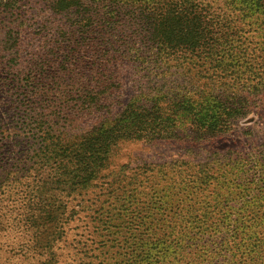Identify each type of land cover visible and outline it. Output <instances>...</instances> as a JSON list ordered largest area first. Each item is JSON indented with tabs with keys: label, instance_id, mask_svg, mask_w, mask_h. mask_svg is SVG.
<instances>
[{
	"label": "trees",
	"instance_id": "16d2710c",
	"mask_svg": "<svg viewBox=\"0 0 264 264\" xmlns=\"http://www.w3.org/2000/svg\"><path fill=\"white\" fill-rule=\"evenodd\" d=\"M20 1L0 0V15L9 14L10 21L3 47L16 55L22 51L17 25L24 19L19 12L10 18ZM45 1L52 14L71 15L62 31L69 47L64 66L83 67L80 48L97 36L100 54L88 67L87 85L66 89L58 83L51 89V111L29 149L32 172L47 171L44 178H33L41 183L38 212L24 219L32 244L45 253L44 264H60L56 245L65 231L58 225L59 207L42 195L51 188L68 195L88 192L102 180L100 235L111 234L115 246L132 248L138 262L170 260L189 240L207 233L242 234L255 246L251 251L264 250V156L259 153L215 152L203 162L180 158L111 168L121 142L210 140L231 132L237 119L264 102V0H212L222 1L224 10L204 0ZM241 24L258 28L263 54L246 46L251 37ZM128 61L137 69L136 92L118 109L124 83L119 67ZM29 75L24 85L31 86L32 95L48 91L40 87L47 76L42 68ZM18 92L19 87L21 98ZM32 95L28 100L35 111ZM4 172L0 189L10 180Z\"/></svg>",
	"mask_w": 264,
	"mask_h": 264
},
{
	"label": "rangeland",
	"instance_id": "374dc122",
	"mask_svg": "<svg viewBox=\"0 0 264 264\" xmlns=\"http://www.w3.org/2000/svg\"><path fill=\"white\" fill-rule=\"evenodd\" d=\"M215 4L219 10L225 9L222 1ZM18 6L10 19L18 12L20 18L24 19L21 26L17 25L21 30V55L3 47L5 26L10 21L9 14L7 17L0 15V173L5 171V175L7 172L10 174L6 188L0 189V204L6 206L0 207V264H44L45 253L32 244V236L24 219L29 212H38L34 207L41 183L35 184L33 178H44L47 171L38 169V173L32 172V164L28 161L31 155L29 149L34 148L32 140L41 136L40 124L51 111L49 103L55 97L54 93H50L53 92L51 89L58 86V83L66 89L87 85L91 78L88 67L97 60L100 45L97 36L96 42L80 48L79 57L85 60L83 67L76 68L74 64L64 66L65 52L69 47L62 31L70 25L71 15L52 14L45 0H21ZM241 26L246 36L251 37L246 46L263 54L259 48L261 36L258 28L247 24ZM40 63L43 65L40 66ZM41 68L47 76L43 78L40 87L44 86L48 91L40 89L39 97L32 95L29 92L31 86L24 84L30 76L29 72L32 71L34 75V71ZM119 68L124 83L118 109L135 94L136 82L133 79L137 72L132 61ZM156 70L152 72L157 73ZM92 84L96 83L92 81ZM18 87L21 98L16 93ZM31 95L30 101L37 108L35 111L31 110L32 105L28 100ZM215 152L230 153L233 156L240 152L243 155L257 152L260 157L264 156V102L247 116L237 119L231 132L210 140L194 141L184 137L179 140L121 142L112 156L111 168H119L122 163L131 166L144 162L170 164L180 158L203 162L209 160ZM2 181L3 178H0V183ZM103 185L104 180L88 192L72 195L51 188L42 195L43 199L47 198L53 206L59 207L58 225L65 231V236L56 245L60 264H264V250L256 254L251 251V248H255L251 240L242 234L232 237L224 233L214 236L207 233L198 239L189 240L184 251H179L170 260L138 262L134 259L132 248L115 246L111 234L100 235L97 221L98 217H103ZM9 207H13L14 211H9Z\"/></svg>",
	"mask_w": 264,
	"mask_h": 264
}]
</instances>
